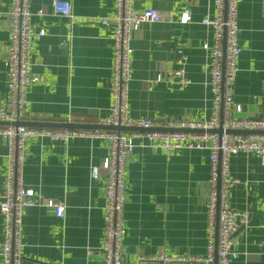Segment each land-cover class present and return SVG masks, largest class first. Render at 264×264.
I'll return each instance as SVG.
<instances>
[{"label": "crops", "instance_id": "1", "mask_svg": "<svg viewBox=\"0 0 264 264\" xmlns=\"http://www.w3.org/2000/svg\"><path fill=\"white\" fill-rule=\"evenodd\" d=\"M69 1L73 18L54 14L52 0H30L32 29L45 33L32 38L30 73L38 80L27 89L22 121L96 124L110 113L112 28L102 25L101 18L113 15L114 1ZM11 5V0H0V105L8 99ZM131 6L171 11L176 21L142 23L134 31L128 115L149 118L159 128L168 120L208 118L213 93L203 44L212 45L214 29L201 20L216 16L215 0H132ZM183 11L191 16L188 23L177 21ZM237 23L241 52L232 88L233 104H240L241 111H232V117L264 119V0H238ZM181 54L186 57V86L173 76ZM133 142L123 175L121 264H201L160 257L206 256L209 151L168 152L143 136ZM108 151L109 142L102 137L25 139L24 184L34 189L35 198L62 199L65 216L56 217L42 206L24 209L20 264H103L107 172L100 168L92 179L90 166H100ZM7 153L1 139L0 195ZM229 172L239 183L230 189L228 202L246 218L235 236L237 257L229 264H264V165L257 154L240 152L229 157ZM3 232L0 211V241Z\"/></svg>", "mask_w": 264, "mask_h": 264}, {"label": "built area", "instance_id": "2", "mask_svg": "<svg viewBox=\"0 0 264 264\" xmlns=\"http://www.w3.org/2000/svg\"><path fill=\"white\" fill-rule=\"evenodd\" d=\"M9 11L11 19L10 42L6 51L8 99L0 105V121L8 125L0 129V141L5 139L8 147L7 173L0 195V211L4 216V232L0 241V261L2 264H20L21 226L24 209L42 206L52 211L56 217L65 216V203L60 198H35L34 189L25 185L22 179L23 147L27 137L49 138L68 141L74 137H102L109 142V151L100 166H90V177L97 179L100 168L107 172L104 185V240L102 243L103 264H121V241L125 234L122 210L125 201L124 169L128 156L133 151V140L143 136L154 147L166 151L177 149H197L209 151L210 174L207 214L209 239L205 257L200 256H161L168 261H198L213 264L217 254V264H229L237 257L234 249L237 241L233 233L245 223L244 215L232 209L228 194L239 183L229 172V157L236 153H255L264 165V133H227V129L264 130V119L232 117V111H241V105L233 104V83L237 72V58L241 52L238 43L237 5L238 0H215L216 16L204 17L201 23L212 26L214 38L212 45L203 44L207 52L205 62L209 74V85L213 93V111L208 118L194 121L168 120L164 128L202 129V132L188 131H127L102 129H75L55 127H32L10 124L22 121L28 87L38 78L30 73V48L34 35H44V29L35 32L31 25L32 12L30 0H11ZM114 13L102 17V25L112 28V64L110 89L112 102L110 113L99 117L98 124L128 127H155L149 118H131L128 115V88L132 77L131 42L133 33L142 23L174 22L171 11L162 12L155 8L135 9L132 0H113ZM52 11L56 15L73 18L69 0H52ZM42 14V9L37 11ZM191 16L183 11L180 23H188ZM224 34V37H223ZM224 39V50H223ZM186 61L180 55V67L173 76L182 86L188 84L183 68ZM156 81H161L158 75ZM72 122V121H68ZM221 127L222 133L208 132ZM218 179L220 183L218 186ZM216 222L218 223L217 247H215Z\"/></svg>", "mask_w": 264, "mask_h": 264}, {"label": "water", "instance_id": "3", "mask_svg": "<svg viewBox=\"0 0 264 264\" xmlns=\"http://www.w3.org/2000/svg\"><path fill=\"white\" fill-rule=\"evenodd\" d=\"M224 37V34H223ZM223 50H224V39H223ZM8 122H1L0 125H8ZM10 124L13 125H26V126H34V127H55V128H75V129H102V130H115L118 132H125V131H151V130H165V131H174V130H181V131H188V132H202V129H190V128H159V127H150V128H143V127H128V126H119V125H102V124H91V123H78V122H30V121H16ZM208 132H215L217 134L222 133V128L219 127L217 129L208 130ZM227 133L235 134H257V133H264V130H239V129H227ZM220 183V179H218V186ZM244 229V225L241 224L238 229L233 233V237H235L240 231ZM218 223L216 222V234H215V247H217V234H218ZM213 264H217V254H214V262Z\"/></svg>", "mask_w": 264, "mask_h": 264}]
</instances>
